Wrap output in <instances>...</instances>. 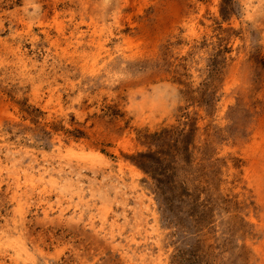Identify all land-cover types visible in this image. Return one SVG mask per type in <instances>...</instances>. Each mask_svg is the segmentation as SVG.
I'll list each match as a JSON object with an SVG mask.
<instances>
[{"label":"rangeland","instance_id":"obj_1","mask_svg":"<svg viewBox=\"0 0 264 264\" xmlns=\"http://www.w3.org/2000/svg\"><path fill=\"white\" fill-rule=\"evenodd\" d=\"M0 264H264V0H0Z\"/></svg>","mask_w":264,"mask_h":264},{"label":"trees","instance_id":"obj_2","mask_svg":"<svg viewBox=\"0 0 264 264\" xmlns=\"http://www.w3.org/2000/svg\"><path fill=\"white\" fill-rule=\"evenodd\" d=\"M148 157H149V156H147V155H140L139 159H140V162H141V163H139L138 161H137V163L139 164V166H140L141 168H143V169L153 168L152 166L148 165V163H147V161H146ZM153 172H156V170L153 169Z\"/></svg>","mask_w":264,"mask_h":264}]
</instances>
